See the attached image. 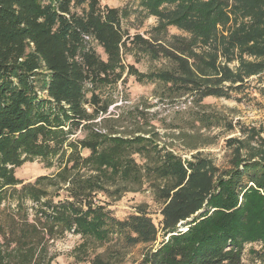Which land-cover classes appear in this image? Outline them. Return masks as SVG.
Instances as JSON below:
<instances>
[{
    "label": "trees",
    "instance_id": "1",
    "mask_svg": "<svg viewBox=\"0 0 264 264\" xmlns=\"http://www.w3.org/2000/svg\"><path fill=\"white\" fill-rule=\"evenodd\" d=\"M139 5L142 15L158 19L157 37L132 36L123 29L129 12L100 0H0V205L8 189L21 201L29 193L39 202L46 193L38 183L56 180L70 185L69 197L46 202L47 219L81 235L86 258L79 261L89 259L91 247L116 240L121 248L108 246L89 262L124 264L128 248L155 243L161 232L163 241L140 264H243L247 246L260 244L262 251L251 253L264 254V153L243 157L237 148L231 168L222 173L200 156L183 160L167 146L160 148L153 130L122 136L114 126L121 115L110 113L114 101L102 93L116 87L127 70V77L170 85L182 90L178 98L189 94L199 104L228 97L223 84L243 87L264 72V0H139ZM170 27L191 35L190 41H168ZM199 45L210 51L196 53ZM133 49L151 60L170 59L175 68L142 74L125 65ZM219 56L226 64L238 59L239 67L218 66ZM145 110L138 112L143 120ZM79 131L83 138L71 140ZM84 150L90 152L85 159ZM139 154L153 157L155 165L138 164ZM56 158L62 167L56 177L25 185L15 179L22 164L44 159L52 165ZM81 162L91 175L78 179L70 174ZM152 177L161 181L158 226L141 207L119 220L96 201L101 193L117 201L137 193Z\"/></svg>",
    "mask_w": 264,
    "mask_h": 264
},
{
    "label": "rangeland",
    "instance_id": "2",
    "mask_svg": "<svg viewBox=\"0 0 264 264\" xmlns=\"http://www.w3.org/2000/svg\"><path fill=\"white\" fill-rule=\"evenodd\" d=\"M100 1L104 6L129 12V16L123 21V29L128 30L132 36L140 34L147 39L157 37L154 29L158 26V19L142 15L139 0ZM233 25L231 22L227 28ZM219 30L222 31V27ZM223 34L227 36L228 32ZM170 37H182L187 41L191 39V35L175 27L168 29V41ZM97 51L106 58L101 49L98 48ZM209 51L208 46L204 49L200 45L196 47L198 54ZM244 58L254 60L253 57ZM124 59L126 66L133 65L142 74L172 71L175 68L170 59L151 60L135 49ZM226 65L236 70L239 61L236 59L226 64L225 58L219 56L218 66ZM229 86V83L223 84L225 90L229 89L228 97H208L199 104L189 94L178 98L182 90L170 89V85L159 81L139 82L135 76L127 77L126 70L123 80L113 89L103 90L102 94L109 95L114 101L110 113L121 115V122L114 126L122 136L130 138L153 130L158 134L160 148L167 146L183 160L191 161L193 157L200 156L211 161L222 173L231 168L237 148L241 149L240 154L243 157L264 153V72L248 79L243 87ZM143 109L147 114L146 120L141 119L138 114ZM83 133L79 131L71 140H81ZM149 136L146 135L147 138ZM230 140H237L239 144L229 145ZM70 153L68 151V155ZM89 154L88 150H84L83 159L88 158ZM134 157L140 165H155L153 157L140 154ZM57 160L58 158L52 159V165L44 159L26 162L15 169V179L25 185L34 184L42 177L54 178L62 168L61 162ZM74 162L75 158L70 163L71 167ZM72 174L75 178L83 179L91 175V172L81 162L70 175ZM160 184L161 181H155L154 177L148 178L137 193H127L118 201L101 193L96 201L108 205L113 216L119 220L128 219L141 207L158 226L162 221L163 208L156 191ZM22 185H17L16 190H20ZM69 186L64 183L59 185L56 180L54 183L41 181L37 187L46 193V197H42L39 202L31 199L29 193L21 201L17 193L14 194V191L8 189L0 205V264H91L90 258L104 253L108 246L116 249L122 247V243L116 240L110 245L91 247L88 251L89 259L79 261L86 258L80 248L83 244L81 235L65 230L62 225L55 226L49 221L48 214L51 213L47 211L46 205V202H57L69 197ZM45 211L47 213H42ZM163 237L164 234L160 232L155 243L128 248L124 264H140L146 252L156 249ZM251 250L260 252L261 245L246 247L243 264H264V254L259 256L251 253Z\"/></svg>",
    "mask_w": 264,
    "mask_h": 264
}]
</instances>
